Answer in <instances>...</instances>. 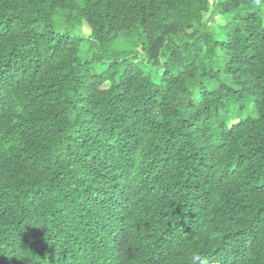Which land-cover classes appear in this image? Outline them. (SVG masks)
Segmentation results:
<instances>
[{
	"label": "trees",
	"instance_id": "16d2710c",
	"mask_svg": "<svg viewBox=\"0 0 264 264\" xmlns=\"http://www.w3.org/2000/svg\"><path fill=\"white\" fill-rule=\"evenodd\" d=\"M0 264H264V0H0Z\"/></svg>",
	"mask_w": 264,
	"mask_h": 264
},
{
	"label": "clouds",
	"instance_id": "9594fccd",
	"mask_svg": "<svg viewBox=\"0 0 264 264\" xmlns=\"http://www.w3.org/2000/svg\"><path fill=\"white\" fill-rule=\"evenodd\" d=\"M78 34L90 38L92 35V31L90 26L87 24L86 20L81 19L80 24L78 26ZM198 259V256H193V260Z\"/></svg>",
	"mask_w": 264,
	"mask_h": 264
},
{
	"label": "rangeland",
	"instance_id": "374dc122",
	"mask_svg": "<svg viewBox=\"0 0 264 264\" xmlns=\"http://www.w3.org/2000/svg\"><path fill=\"white\" fill-rule=\"evenodd\" d=\"M207 16H208V15H205V16H204V19H205ZM218 21H219L220 23H223L222 19H220V18L218 19ZM139 49H140V47H139Z\"/></svg>",
	"mask_w": 264,
	"mask_h": 264
}]
</instances>
